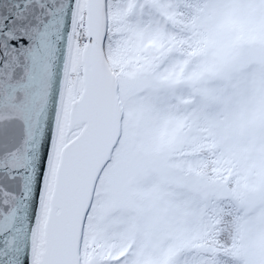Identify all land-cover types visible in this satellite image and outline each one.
<instances>
[{"label": "snow or ice", "instance_id": "obj_1", "mask_svg": "<svg viewBox=\"0 0 264 264\" xmlns=\"http://www.w3.org/2000/svg\"><path fill=\"white\" fill-rule=\"evenodd\" d=\"M0 264H264V0H0Z\"/></svg>", "mask_w": 264, "mask_h": 264}]
</instances>
